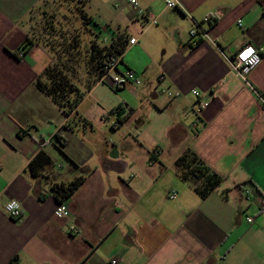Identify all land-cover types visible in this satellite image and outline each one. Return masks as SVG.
I'll use <instances>...</instances> for the list:
<instances>
[{
	"label": "crops",
	"instance_id": "crops-1",
	"mask_svg": "<svg viewBox=\"0 0 264 264\" xmlns=\"http://www.w3.org/2000/svg\"><path fill=\"white\" fill-rule=\"evenodd\" d=\"M136 2H84L96 25L89 46L94 35L101 46L124 36L111 77L129 71L139 81L111 101L99 90L116 92L107 84L88 87L89 48L83 55L77 29L63 30L60 0H0V264H264V57L248 85L231 70L240 47L264 48V0ZM58 31L76 37L73 56ZM53 65L85 91L76 112L91 127L35 87ZM193 91L208 104L199 114ZM119 108L129 113L112 127L108 113ZM39 151L51 165L32 177L27 165ZM186 153L221 179L204 198L175 166ZM77 178L67 200L54 198L53 186ZM12 202L17 221L5 211ZM60 204L68 217L54 216Z\"/></svg>",
	"mask_w": 264,
	"mask_h": 264
},
{
	"label": "trees",
	"instance_id": "trees-1",
	"mask_svg": "<svg viewBox=\"0 0 264 264\" xmlns=\"http://www.w3.org/2000/svg\"><path fill=\"white\" fill-rule=\"evenodd\" d=\"M60 2L68 6V9L73 7V10L80 14L83 28L89 32L90 35H93L87 27L90 25L94 27L96 25L93 24L91 18L85 13V0H60ZM97 32L99 33L100 31ZM98 33H96V35H98ZM68 36L69 35L61 33L60 42L66 52H68L70 56H73L71 51H73L72 48L74 45L77 44L76 37L69 39ZM95 38L96 36L94 35V40L90 42L89 55L85 65L88 87H91L101 78L104 67L109 61L116 60L123 55L127 45V39L124 36H118L109 46L99 45ZM30 45V42L25 40L19 48V51L25 53ZM63 66L64 65H62V67ZM34 85L40 92L50 98L65 116H73L72 121L76 123L81 122L85 128L91 127L89 122L81 118L76 112L77 106L85 97V91H82L71 82L58 65L49 66L43 72L42 77H38L35 80ZM112 113H117L116 125L114 126L117 127L124 122L129 111L123 114L122 109L119 108L110 112V114ZM54 139H56L59 146L62 147L61 139L57 137H54ZM152 159L153 156H151L150 160ZM50 165L51 159L44 152L39 151L28 163L27 170L32 177H38L41 175V172ZM175 166L180 178L183 181L193 183L195 185V190L203 198L214 191L221 182V179L192 153H186L179 157L175 162ZM82 181V178H77L67 186H53L51 191L53 192L54 198L60 199V201L67 200L80 187Z\"/></svg>",
	"mask_w": 264,
	"mask_h": 264
},
{
	"label": "built area",
	"instance_id": "built-area-1",
	"mask_svg": "<svg viewBox=\"0 0 264 264\" xmlns=\"http://www.w3.org/2000/svg\"><path fill=\"white\" fill-rule=\"evenodd\" d=\"M125 1L133 7H137L136 0H125ZM163 2H164L165 7L170 8V9H175L180 6L179 0H163ZM207 21L208 20H206L205 22ZM198 33H199L198 28H195L194 30L190 31L188 34L189 40L192 41ZM136 42L137 41L135 39H129L128 44L132 46ZM249 48H252L254 50L253 55L250 56L247 60L241 59L243 52ZM17 55L19 58H21L23 57L24 53L22 51H18ZM263 57H264V48H256L249 44L244 45L240 47L233 55L231 59V70L235 74V76L238 77L245 85H248L249 75L251 74L253 70H255L258 67ZM119 62H120V58L109 61L104 67V71H103L101 78L99 79V82L107 84L112 90H115V91L121 89L125 83H133L134 85H139L138 79L135 77V75L132 72H129V71L124 73L122 79L111 77V73L116 69ZM159 79H162V77H159ZM163 92L166 93L165 91ZM166 95L169 99L174 97L172 96L171 93H166ZM192 95L198 104V107L196 108V112L197 114H199L203 109H205L208 106V104L200 100L201 95L199 94L198 91H193ZM108 116L112 117L115 120V122H113L112 124V127H114L116 125L117 113L110 114L109 112ZM246 194H250V193L246 192ZM175 197H176L175 191H171L168 194L169 200H173ZM16 205L17 204L15 202H12L5 207V211H6L8 218L13 221H17L21 217L20 208L16 207ZM68 215H69L68 209L62 204L58 205L54 211V216L56 218H65V217H68ZM246 221L249 224L253 223L252 218H247ZM110 264H117V262L116 260H112Z\"/></svg>",
	"mask_w": 264,
	"mask_h": 264
},
{
	"label": "rangeland",
	"instance_id": "rangeland-1",
	"mask_svg": "<svg viewBox=\"0 0 264 264\" xmlns=\"http://www.w3.org/2000/svg\"><path fill=\"white\" fill-rule=\"evenodd\" d=\"M57 5H55V10L56 11H60L63 15H66L67 16V21L66 23H63V30H66L67 31H73L75 29H77V34H78V39H79V42H80V45H79V50L81 52H83V55L86 53V51L88 50L89 48V41L91 40V38H93L89 32H87L83 26H82V19L80 17V14L78 12H76L75 10H73V7H71V9H68V6H66L64 3L63 5H59V3H56ZM86 13V12H85ZM60 16L61 15H57L56 17V21L54 23V26L56 28H58V23H60L59 19H60ZM79 30V32H78ZM59 32H57V35H59ZM64 33L65 35H68L67 33ZM80 33V34H79ZM101 37L98 39L99 42H101ZM106 86V85H105ZM105 86H101L100 87V91L102 90V92L108 97V99H110L111 101H115L117 100V96H121V97H125V98H128L126 93H123L122 91H116V92H113V91H110V89H108L107 87ZM91 106V102H87L85 103L84 107H90ZM110 130V129H108Z\"/></svg>",
	"mask_w": 264,
	"mask_h": 264
},
{
	"label": "clouds",
	"instance_id": "clouds-1",
	"mask_svg": "<svg viewBox=\"0 0 264 264\" xmlns=\"http://www.w3.org/2000/svg\"><path fill=\"white\" fill-rule=\"evenodd\" d=\"M248 53H250V55H246ZM253 53H254V50L252 48H249V49H247L246 51L243 52V54L241 56V59L247 60L250 56L253 55ZM10 207H11V205H10ZM16 207H19V205H16Z\"/></svg>",
	"mask_w": 264,
	"mask_h": 264
},
{
	"label": "snow or ice",
	"instance_id": "snow-or-ice-1",
	"mask_svg": "<svg viewBox=\"0 0 264 264\" xmlns=\"http://www.w3.org/2000/svg\"><path fill=\"white\" fill-rule=\"evenodd\" d=\"M246 55H250V53L246 54Z\"/></svg>",
	"mask_w": 264,
	"mask_h": 264
}]
</instances>
